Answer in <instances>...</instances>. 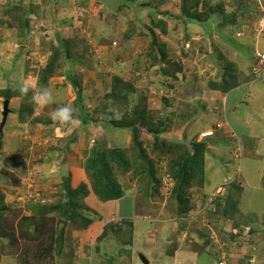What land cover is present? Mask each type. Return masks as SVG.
Segmentation results:
<instances>
[{"label":"rangeland","instance_id":"1","mask_svg":"<svg viewBox=\"0 0 264 264\" xmlns=\"http://www.w3.org/2000/svg\"><path fill=\"white\" fill-rule=\"evenodd\" d=\"M257 1H221L225 4L221 12H226L217 17L219 26L225 29L221 28L223 42L217 45L215 38L208 33L204 37L198 27L194 39L192 32L182 28L188 16L197 20L195 15L200 14L204 20L212 14V4L208 10H199L191 3L182 11L185 16L176 12L174 18L181 21L170 23L169 34L167 23L155 20L156 12L149 11V18L141 19L144 12H139L138 18L131 13L135 10L130 4L121 6L124 13L117 14L116 6L113 9L100 0H0V121L6 89L11 110L0 133L1 264H50L51 260L37 259L36 249L43 248V242L53 248L59 237L67 244L65 257H72L74 247L68 245L69 241L90 228L62 217L60 203L74 188L86 191V196L76 201L71 211L86 217L98 212L103 220L110 219L95 242V254L105 263L145 264L137 254L142 251L149 264H167L176 249L187 248L208 257L205 264H232V258L234 264L235 257L249 256L251 262L264 252V237L254 236L264 232V215L251 212L256 204H250L249 198L240 201L244 177L255 178L256 171L251 167L262 163L264 98L262 105L251 100L254 115L246 126L256 137L243 138L246 134L241 132L237 137L230 136L225 127L217 131L218 124L228 125L224 120L227 115L233 119L234 108L209 91L214 81L211 75L218 71L208 66L218 60L224 80H219L222 90L262 78L252 74L254 45L246 40L263 17L262 12L254 10L260 6ZM124 7L130 10L126 16ZM120 15L123 17L118 18ZM151 26L159 33L152 34ZM256 48L264 53V46L254 51ZM67 72L75 80L74 90L65 85ZM25 80L33 81L35 87L22 95L19 88ZM260 83L264 86V80ZM44 89L54 96V102L46 106L33 99ZM64 105L72 107L73 123L51 119L52 112ZM81 115L88 116L87 123L81 121ZM130 121L141 130L133 134L130 124L119 126ZM188 141L204 142L203 172L196 167L191 178L175 174L182 171L180 151ZM255 147L258 152L253 155ZM112 149L114 153L109 152ZM99 152L107 156L109 176L98 172L100 164L94 168ZM149 171L155 173L152 179ZM194 175L197 179H192ZM96 182L115 183L109 185L115 191L120 187L121 196L126 195L124 208L126 201L136 196L138 215L129 217L133 234L122 224L125 221L117 210L105 209L111 203L96 196ZM257 183L264 185V170ZM247 191L260 193L255 185ZM185 192L198 203L206 194L215 199L196 210L193 223L164 224L178 215L177 196ZM258 196L260 204L256 206L263 207L264 196ZM225 205L233 208L227 217L221 213ZM36 218L39 242L22 235L32 234L30 219ZM137 224L139 228H135ZM144 235L147 243L143 242L139 250ZM209 235L214 239L207 240ZM59 253L64 254V249ZM11 254L16 260L10 261ZM190 258L179 257L172 262L195 264Z\"/></svg>","mask_w":264,"mask_h":264},{"label":"crops","instance_id":"2","mask_svg":"<svg viewBox=\"0 0 264 264\" xmlns=\"http://www.w3.org/2000/svg\"><path fill=\"white\" fill-rule=\"evenodd\" d=\"M93 1H96V0H93ZM100 1H102L104 4H109V5L113 6V9L116 6L115 13H117V14L118 13H124V12H121L123 10L121 8V6H125V5L128 6V4H130V5L134 6V9H132V10L133 11L135 10V12L131 11V13L138 15V18H139V14L138 13L139 12L140 13L144 12V14H142V16H140L141 19L149 18L150 13H148V12L149 11H154V12H156V15H158V16H156L155 20H163V21H165L167 23V31L170 30V27L172 26V24L170 25L171 22H174V21L175 22H177V21L179 22V20H180V19L178 20V19L174 18V14H176V12L177 13L181 12V16L182 15L185 16L182 13V11L184 9V8H182V6H184L185 9H186V8H189L188 6L191 3H193V6H195L194 8H198L199 10H202V9L208 10V7L212 4V5H214V7L211 8L214 11L212 14H209L207 17H205L204 20L202 19V16L200 14H196L195 15V17H198L197 20L195 18H193V17L190 18L188 16V17H186L187 19H185V24H183L182 28H185V31L192 32L191 33V35H193L192 39H194L195 36L197 37V35L195 33L197 32L196 29L198 27L202 31L201 34L203 36L204 35L206 36V34L208 33V36L210 38H215L214 41H215V43L217 45H219V43L222 44V42H223V37H222L223 36L222 35L223 34V30H221V28L225 29V27L224 26H219L218 21L220 20V17H217V15L218 16L222 15L221 17H223L222 13L225 10L223 12H221V10H222V8L223 9L225 8V4L222 3L221 1H224V0H197V2H191L190 0H182V1L181 0H100ZM257 3L260 6L258 7V5H257V7H255L254 10L255 11L257 10L260 13V12H262V8L264 9V3H262L261 0H258ZM197 4H198V6H197ZM220 5H223V6L221 8H219ZM124 9H125L124 11H125V16H126L127 13H130V10L127 7H124ZM194 10H196V9H194ZM161 12H165V13H161ZM132 14H130V15H132ZM261 15H262V13H261ZM159 16H160V18H158ZM121 17H123V15H120L118 18H121ZM191 27H193V28L191 29ZM151 30H152L151 31L152 34L159 33V29H153L152 26H151ZM252 32H253V30H252ZM168 33H169V31H168ZM180 34L181 33H178V35H180ZM156 35H158V34H156ZM170 36H172V34ZM58 37L59 36H55L56 39ZM238 37H240V36H238ZM243 38H244V36H243ZM57 40H59V38ZM246 40L250 41L252 46L254 45L253 46V50H252L253 54L255 52L254 51L255 47L258 46L261 49L264 46L263 42H262V40H264V34L259 35V37H256L254 32H253V34L250 36V38H247ZM190 44H192V42H190ZM239 46H237L236 49H238ZM240 48H243V47H240ZM168 50H169L170 53L173 54L172 48L170 49L168 47ZM256 50H259V48L258 49L256 48ZM241 57H242V54L240 56V59H241ZM248 57H249V55H248ZM251 57H252V54L250 55L249 59H247V62L249 63V65H251V63H250V61H251L250 58ZM217 61L218 60L215 61V59L213 60V62H214L213 64L216 65V66H214L213 64L212 65H208L207 63H205V67H207V65H208L210 67V69L214 68V69H217V71H218L217 73L215 72V73H212V75H211V77H212V79L214 81L213 82L211 81L212 82V86H211V89H209V91H211L212 93H215L220 98L222 96L223 98H221V99H224V101H226L230 107L234 108L233 115L230 116V117L233 116L234 120L233 119L230 120L229 115H227L226 118H224V120L228 121V125H226L227 124L226 123L225 126H224L226 128L225 132L233 130V132L237 136H239V132H241L242 134H246L243 138H248V137L254 138L256 136L254 135V133L252 131L249 130L248 126H246V125L250 122V120H251L250 118L254 115L251 112V110H250L251 105L253 103V102H251V100H253V101L256 100V101H258L257 102L258 104H261V101L264 98V86H263V83L258 84L259 81L261 82V81L264 80V71H261L259 73V75H260L259 77H262V78L260 80H255V83L250 84V81H242V83L237 85V87H235V88L222 90L221 89V86H222L221 84L224 81L223 77H222L223 74H222L221 69L219 68L220 64ZM242 61H244V58H242ZM252 62H253V60H252ZM221 74H222V76H221ZM209 75H210V73H209ZM220 78L222 80V83L219 82ZM65 80L67 82V84H65L66 87L74 90L75 87H76V84H75V80L73 78V75L71 73L67 72L65 74ZM222 91L224 93H222ZM244 103H245V105H243ZM243 106L246 107V108H244ZM260 114H259V116H261ZM85 116L86 115H81V119L83 121L85 120L84 123H87L88 119ZM239 127H242L243 130L242 131L239 130ZM262 141H264V138L260 142L261 147L263 148L264 144L262 143ZM188 142H190V141H188ZM255 151L256 152H254V150L252 151L253 155L258 152V148L255 147ZM259 158L262 160V163L261 164L259 163L257 167L254 166V165L251 167L253 170L256 171V174H255L256 176H255V178L250 177V176L244 177L245 180H243V181H245V183L243 182V186H245V187L242 190L241 197H240V201H242L243 198H245V200H247V198H249L248 201L250 202V204H256V205L260 204L259 201H258L259 200V196L258 195L264 196V185L263 184L259 185L257 183L259 175H261L263 170H264V154H262ZM208 160H209L208 158H205V161H208ZM238 169L239 168H237V171H238ZM223 170H222V172L224 173ZM207 171L208 170L206 168L205 174H204L205 176H206V172ZM229 173H230V171H229ZM253 180H254V182H253ZM206 182H207V178L205 179V183ZM254 185L258 187V190L260 191V193L250 192V194H249V192L247 191V188H252ZM209 188H211V187H209ZM124 196H126V195L123 194L118 199H112L110 201H107V202H109L111 204H108L107 208H105V209L106 210L108 209L109 212L111 211L110 209H112V208L115 211L117 210L118 216L120 218H122L123 221H125V222H122V224L125 223L124 225H127L129 227L128 231L130 232V234H133V232L131 231V226L133 225L132 224L133 221H131L130 219L134 218V215L135 216L138 215L137 212H135V211H137L136 210L137 209V205H136V199L137 198H136V196L135 197L131 196V198L126 201V203L124 205L125 208H124L122 206V203H123L122 200H123ZM107 202H104V204H106ZM256 205L254 206L256 208L255 209H251V212L254 215H258V216L264 215V206H263V204H262L263 207H259V208ZM98 208H100V207H98ZM104 212L105 211H103L101 213L102 214L107 213V212H105V213ZM96 213L99 215L98 218H96L94 216V214L93 215L89 214V216H88L92 220L90 222V224H88L89 227H90V228L88 227L89 230L88 231L87 230L86 231L83 230V232H80L76 236H74L75 238H72L74 240L71 239L72 242L69 241L68 245H70L71 247L72 246L74 247L73 250H72V257L71 258L65 257V253L67 251L65 248L67 247V244L66 243L64 244V242L62 240V242L58 243V244L55 241V244H54L53 248L50 249V252L46 253V256H37V259L39 261L46 260V259L51 260L49 262L50 264H109L108 262L105 263L104 259H102L101 256H97L95 254V251H96L95 250V242H96L97 238L99 237V235L103 234L104 228H106L107 225L110 224L111 222H108L110 219H108L107 221L103 220L104 218L102 219L101 214L98 213V212H96ZM108 215H110V214H108ZM123 217H125V218H123ZM129 217H130V219H129ZM109 218H111V217H109ZM165 222H166V224H169L170 227H171L174 224L178 225V224H180L182 222L187 223L188 221L186 219H179V218L176 217V215H172L168 219V221H163L164 224H165ZM193 222H195V221H193V219H191L189 223H193ZM133 227H134V225H133ZM135 228H139V224H137V226L135 225ZM260 229H261V227H260ZM135 230H137V229H135ZM240 230L241 229H238V230H236V232L240 231ZM175 232H177V230H175ZM244 232L246 234L247 233L249 234V231H247V230H244ZM250 232H251V230H250ZM139 233H140V231H139ZM134 236H136L135 232H134ZM254 236L263 239L264 232L259 231ZM146 237L147 236L144 235L145 239H143L139 243V250H140V248H141L140 246L142 245L143 242L147 243V241H146L147 238ZM134 240H136V238ZM263 243H264V241H263ZM64 246H65V248H64ZM61 249L62 250L64 249V254H60L59 253V252H61ZM58 250H59V252H58ZM141 252H138L137 254H139V256H140L142 254ZM137 254H136V256H137ZM11 255L12 256H8V258L11 259L10 261L16 260V258H15L16 256L13 255V254H11ZM50 255H52V256H50ZM202 256H203V254H200V253H198V252H196L194 250L187 249V248L184 249V250H181L179 248V249H176L174 254L169 255V258H172L174 260L175 258L181 257L183 260H186V259L191 257L190 260H194L195 264H205V262L207 261L208 257L207 258H203ZM172 259L171 260H169V259L166 260L168 262L167 264H180V262H181V261H176V260L174 262H172ZM232 259H231L230 262L233 264ZM217 260H219V259H217ZM248 260H250L249 256H238V257H235V263L234 264H249ZM0 261H3V259H1ZM254 262H255V264H264V252H262L260 256H255ZM12 263L13 264H17L16 262H12ZM41 264H44V262L42 261ZM124 264H126V263H124Z\"/></svg>","mask_w":264,"mask_h":264},{"label":"trees","instance_id":"3","mask_svg":"<svg viewBox=\"0 0 264 264\" xmlns=\"http://www.w3.org/2000/svg\"><path fill=\"white\" fill-rule=\"evenodd\" d=\"M182 8H185L184 6H182ZM154 22V20H153ZM212 86V85H211ZM4 95L5 97L8 99L9 98V89H6L4 90ZM87 118V115L85 116ZM82 122H85V120L83 121L81 119ZM87 121V120H86ZM123 124V123H122ZM128 124L131 125V130L134 133H137L141 130L140 127L138 126H135L131 123H124L123 125H119L120 127H126ZM118 126V127H119ZM204 142H192L189 144V146L187 145H184L182 146L181 148V151L180 153H182L183 157H181V163L182 165L179 166V168L182 167V171H179V173H175L176 176H180L182 173L185 175H187L188 177L191 178L190 174L193 172V170L196 168V167H199L200 168V173L203 172V169L201 168L202 166V162H204V157L202 155V151L204 149ZM110 153H114L115 151L112 149L109 151ZM98 157H99V160L96 158L94 160V168L96 169L98 166V164L101 165V169L98 170V172L100 171H104L105 173L103 174H106V176H109V172L106 170L108 169V166L105 167V165H107V156L104 154V152H102V155H101V152H99L98 154ZM109 159V158H108ZM96 160H98L99 162H96ZM180 163V164H181ZM150 175H151V179L153 178V175L155 174L153 171H149ZM187 177V178H188ZM196 176L194 175L192 177L195 178ZM197 179V178H195ZM203 181L200 180V183L202 184ZM115 183H110V182H107L105 183L104 185L100 182H96L95 183V190H96V196L101 199V200H112V199H118L120 196H121V189L119 187V189H116V191L114 189H112L109 185H114ZM69 192L66 193V196H63V200L62 202L60 203V209H61V212H62V217L66 220V219H72L73 221H80V222H83L85 224H90V222L92 221L90 217H86L80 213H76L74 211V209L71 211V208H73V206L75 205L74 203L76 201H81L84 196H86V191L84 190H81V189H77V188H74V189H71V190H68ZM186 192L181 195V193L178 194L177 196V200H178V207H177V212L179 214H182V213H186L189 209H191L194 205L197 206V205H202L203 202H196L195 200H193L192 197H190V195H185ZM83 196V197H82ZM208 196V194L205 195V198ZM66 197V198H65ZM215 199V198H214ZM213 199V200H214ZM204 200V199H202ZM69 206V208H68ZM57 207V206H56ZM63 209H62V208ZM233 208L230 207V209L227 207V205L224 206L223 210H222V214L224 217H227L226 215H229L231 210ZM94 213V212H93ZM95 217L98 218V216H96L97 214L94 213ZM222 216V217H223ZM29 220V219H28ZM31 220V223L33 225V232L32 234L30 233H22V235L25 237V238H28L30 240H34V241H38V237L40 235V233H38L37 231L39 230V226L38 223H39V219H30ZM29 220V221H30ZM47 224V222H46ZM45 225V224H44ZM44 231V230H42ZM42 233V232H41ZM208 235V233H206ZM207 240H209V236H207L206 238ZM61 238H57L56 239V243H61ZM39 242V241H38ZM42 246L43 248H40V246H38V248L36 249L37 250V253L35 256H44V254L46 252H49L50 249L52 248L51 244H48V246L43 242L42 243ZM59 246V245H58ZM60 250V249H59ZM58 250V252H59Z\"/></svg>","mask_w":264,"mask_h":264},{"label":"clouds","instance_id":"4","mask_svg":"<svg viewBox=\"0 0 264 264\" xmlns=\"http://www.w3.org/2000/svg\"><path fill=\"white\" fill-rule=\"evenodd\" d=\"M257 61V60H256ZM255 61V62H256ZM256 64V63H255ZM254 64V65H255ZM253 65V66H254ZM264 70V64H262L257 71L253 72L252 71V74H255V76H260L259 73L261 71ZM35 87V84L33 81H28V80H25V81H22L21 83V86L19 88V91L22 95H26L32 88ZM34 101L39 104V105H42V106H46L48 104H51L54 102V96H53V93L51 90H48V89H44V90H41L40 92H38L36 95H34L33 97ZM51 119L53 121H56V122H59L61 124H64V123H73L74 122V117H73V109L70 105H64V106H61V107H58L57 109H55L52 114H51ZM218 124V123H217ZM216 124V125H217ZM220 129L217 130V131H220L221 129L224 128V126L222 124H218L217 125ZM216 126V127H217ZM211 130V129H209ZM225 130V129H224ZM231 133L229 134L230 136H234V137H237V135L232 131H230ZM199 142V141H197ZM201 142V141H200ZM192 143V142H189V144ZM188 144V146H189ZM207 148V146H206ZM207 152H209V150H207ZM207 152H206V155H207ZM234 156H237V153L234 154ZM231 179H229V182H232L230 181ZM213 197L214 196H210L208 195L206 198H204V201L202 203V205H197V206H193L191 209H189L186 213H182V214H178L176 215L177 218L179 219H186L188 222H190L191 219H195V213H196V210L199 209H203V208H206L212 201H213ZM198 210V211H199ZM209 237L211 239H214L212 238V235H209ZM215 242V240H214ZM144 256V255H143ZM249 264H255L254 261H251L248 260ZM216 264H219V263H216Z\"/></svg>","mask_w":264,"mask_h":264},{"label":"built area","instance_id":"5","mask_svg":"<svg viewBox=\"0 0 264 264\" xmlns=\"http://www.w3.org/2000/svg\"><path fill=\"white\" fill-rule=\"evenodd\" d=\"M263 17L261 21L257 24L258 26L254 30V34L256 37H259V35L264 34V9L262 8ZM241 32L238 31L236 33L237 36H241ZM255 57H256V64L253 66L252 71L255 72L258 70V68L264 64V53L260 52L258 50L255 51ZM219 264H223L222 262H219Z\"/></svg>","mask_w":264,"mask_h":264},{"label":"water","instance_id":"6","mask_svg":"<svg viewBox=\"0 0 264 264\" xmlns=\"http://www.w3.org/2000/svg\"><path fill=\"white\" fill-rule=\"evenodd\" d=\"M10 108H9V99H5L2 103V111H1V121H0V133H2L3 126L6 123L7 116L10 113ZM141 260L145 263L148 264V260L141 254L140 255Z\"/></svg>","mask_w":264,"mask_h":264}]
</instances>
